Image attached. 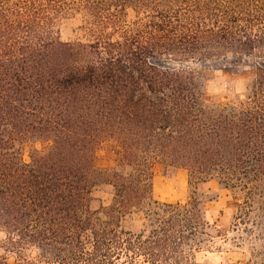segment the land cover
<instances>
[{
    "label": "trees",
    "instance_id": "16d2710c",
    "mask_svg": "<svg viewBox=\"0 0 264 264\" xmlns=\"http://www.w3.org/2000/svg\"><path fill=\"white\" fill-rule=\"evenodd\" d=\"M88 1L97 37L85 42L60 38L57 0H0V228L13 248L37 246L57 264L86 260L99 183L117 191L121 217L152 195V162L250 195L264 179V0H119L146 14L133 30L108 0ZM211 60L254 62L249 102L203 105L186 65ZM108 139L132 172L95 166ZM41 140L49 148L25 161L18 144Z\"/></svg>",
    "mask_w": 264,
    "mask_h": 264
},
{
    "label": "rangeland",
    "instance_id": "374dc122",
    "mask_svg": "<svg viewBox=\"0 0 264 264\" xmlns=\"http://www.w3.org/2000/svg\"><path fill=\"white\" fill-rule=\"evenodd\" d=\"M57 1L63 4L56 12L60 38L95 40L97 33L90 27L96 19L86 8L89 1ZM123 7L119 0H108L104 6L133 30L146 14ZM186 66L196 74L205 107L230 108L250 101L257 76L254 62L223 65L211 60ZM50 144L41 140L18 146L21 157L29 162L37 150H47ZM94 163L99 170L123 174L134 169L121 162L120 147L110 139L98 146ZM148 172L152 195L121 217L120 210H113L117 192L113 186L99 183L92 189L89 205L93 214L82 233L86 260L75 264H264V179L250 195L246 190L226 188L217 180L195 185L187 168L161 161L152 162ZM194 198L203 199L204 205ZM165 204L181 208L172 211ZM204 217L210 222L206 230L202 226ZM161 237L168 238L166 248L160 244ZM117 238L120 242H115ZM41 254L34 245L13 248L0 228V264H57Z\"/></svg>",
    "mask_w": 264,
    "mask_h": 264
}]
</instances>
